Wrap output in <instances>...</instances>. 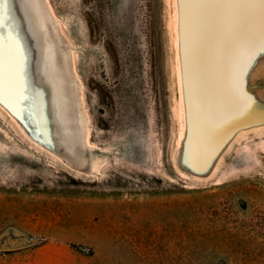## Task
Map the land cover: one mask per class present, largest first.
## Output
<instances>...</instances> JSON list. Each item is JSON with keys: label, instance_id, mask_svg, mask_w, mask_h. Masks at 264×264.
Here are the masks:
<instances>
[{"label": "rangeland", "instance_id": "374dc122", "mask_svg": "<svg viewBox=\"0 0 264 264\" xmlns=\"http://www.w3.org/2000/svg\"><path fill=\"white\" fill-rule=\"evenodd\" d=\"M177 1L173 39L169 0H48L55 19L44 0L84 163L39 146L0 103V264H264V53L239 33L216 73L214 29ZM221 106L254 128L230 140L225 116L204 125ZM212 138L206 167L191 165Z\"/></svg>", "mask_w": 264, "mask_h": 264}, {"label": "bare ground", "instance_id": "6f19581e", "mask_svg": "<svg viewBox=\"0 0 264 264\" xmlns=\"http://www.w3.org/2000/svg\"><path fill=\"white\" fill-rule=\"evenodd\" d=\"M177 2V0L168 2L170 9L172 6L175 8L174 12L169 13L173 39L179 30ZM184 5L188 7V0H184ZM198 10L201 17L206 22L209 21L214 29L216 58L213 63H216V73L223 75L226 71L220 66L229 60V53L234 43L238 41V34L241 33L242 22L238 18L229 20L223 10L213 5L198 3ZM46 18L44 0H10L5 10L4 27L0 29L5 73L0 103L11 110L21 128L35 143L53 155L62 157L71 165L80 166L84 163V156L81 153V118L74 99L70 71L62 53L63 44L58 41L56 35L48 33V28L52 26ZM177 72L179 75L182 73L180 69ZM22 94L29 99L21 100ZM210 108L206 107L202 116L204 125L214 126L217 118L219 120L217 123H220L224 116L225 123L237 124V127L226 136L227 139L242 137L254 128V122L240 123L244 118L239 113L232 114L223 106L213 107L211 110ZM176 114L179 120L184 121L183 102L177 104ZM182 126L185 127V124ZM212 126L210 128H213ZM216 140L212 138L202 149L192 144L191 150L193 152L198 150L199 153L194 158L189 153L191 165L202 167L200 170H203L210 153L216 148ZM262 143L263 141L256 142L255 147L258 145L261 147ZM245 148L248 150L249 144ZM247 157H251L250 152Z\"/></svg>", "mask_w": 264, "mask_h": 264}, {"label": "snow or ice", "instance_id": "6c2138e0", "mask_svg": "<svg viewBox=\"0 0 264 264\" xmlns=\"http://www.w3.org/2000/svg\"><path fill=\"white\" fill-rule=\"evenodd\" d=\"M196 2L216 6L223 10L229 20L238 18L242 22V39L252 50L251 55L254 56L256 51L264 53V0H196ZM9 4L10 0H0V29L4 27L5 10ZM3 56V39L0 37V95L3 94L5 77ZM20 99L27 100L29 97L22 94Z\"/></svg>", "mask_w": 264, "mask_h": 264}, {"label": "water", "instance_id": "95a60500", "mask_svg": "<svg viewBox=\"0 0 264 264\" xmlns=\"http://www.w3.org/2000/svg\"><path fill=\"white\" fill-rule=\"evenodd\" d=\"M46 2H47V4H48L47 6H48V9H49V11H50L52 17L55 19L54 15H53V13H52V11H51V8H50V6H49L48 0H46ZM60 32H61V30H60ZM61 35L63 36L62 33H61ZM63 38H64V40H65V37H64V36H63ZM65 41H66V40H65ZM70 63H71L72 68H73V64H72V61H71V55H70ZM73 73H74V71H73ZM74 75H75V73H74ZM74 77H75V76H74ZM78 95H79V103H80V107H81V101H80L79 89H78ZM84 129H85V136H86V135H87V128H86L85 125H84Z\"/></svg>", "mask_w": 264, "mask_h": 264}]
</instances>
